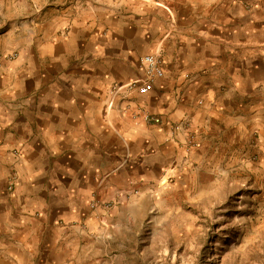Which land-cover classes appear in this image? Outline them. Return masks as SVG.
Wrapping results in <instances>:
<instances>
[{
  "label": "crops",
  "instance_id": "1",
  "mask_svg": "<svg viewBox=\"0 0 264 264\" xmlns=\"http://www.w3.org/2000/svg\"><path fill=\"white\" fill-rule=\"evenodd\" d=\"M248 164L264 0H0V264H100L163 186Z\"/></svg>",
  "mask_w": 264,
  "mask_h": 264
},
{
  "label": "rangeland",
  "instance_id": "2",
  "mask_svg": "<svg viewBox=\"0 0 264 264\" xmlns=\"http://www.w3.org/2000/svg\"><path fill=\"white\" fill-rule=\"evenodd\" d=\"M166 183V181H165ZM161 190L100 264H264V168L199 173Z\"/></svg>",
  "mask_w": 264,
  "mask_h": 264
},
{
  "label": "built area",
  "instance_id": "3",
  "mask_svg": "<svg viewBox=\"0 0 264 264\" xmlns=\"http://www.w3.org/2000/svg\"><path fill=\"white\" fill-rule=\"evenodd\" d=\"M142 65L145 66L146 74L143 78L133 81L127 85L121 86L115 90V94L124 88L135 90L139 95L145 96L155 90L157 80L162 79L165 75L163 62L157 55H148L141 60ZM142 118L145 123L160 124L161 119L147 112L142 111L135 119ZM174 133L180 132L183 129L181 125H172ZM193 147L196 143L191 144Z\"/></svg>",
  "mask_w": 264,
  "mask_h": 264
}]
</instances>
